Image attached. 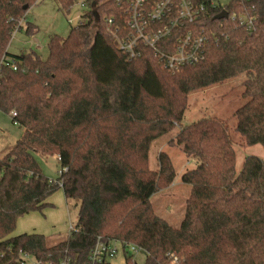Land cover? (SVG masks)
<instances>
[{"label": "trees", "instance_id": "obj_1", "mask_svg": "<svg viewBox=\"0 0 264 264\" xmlns=\"http://www.w3.org/2000/svg\"><path fill=\"white\" fill-rule=\"evenodd\" d=\"M56 1L69 11L77 0ZM34 3L0 0V110L25 128L0 157V264H20L21 250L40 264L66 256L85 264L99 238L142 247V264H170L172 256L181 264H264V157L248 156L237 172L225 122L181 124L191 92L245 74L248 100L235 112V130L247 145L264 146V0H229L222 19L212 10L202 24L218 37L203 59L178 72L150 48L130 58L117 46L106 22L125 24L115 0H86L79 24L50 38L46 58L12 54V36ZM239 13L255 16L253 30L232 19ZM36 29L27 23L28 34ZM177 126L170 143L197 164L182 175L191 192L176 227L151 201L174 181V164L161 150L153 169L149 152ZM37 154L56 155L62 173L46 176ZM59 189L79 208L68 235L55 244L42 233L13 235L19 218L53 207L49 198ZM123 264L139 263L126 256Z\"/></svg>", "mask_w": 264, "mask_h": 264}, {"label": "rangeland", "instance_id": "obj_2", "mask_svg": "<svg viewBox=\"0 0 264 264\" xmlns=\"http://www.w3.org/2000/svg\"><path fill=\"white\" fill-rule=\"evenodd\" d=\"M35 3L26 12L25 18L20 21L21 28H17L9 43L8 51L12 54L22 52H35L43 58L48 56V43L50 38L57 34L67 36L71 28L77 26L82 19V14L87 7L75 3L69 11L62 9L56 0H34ZM80 1V0H78ZM36 26L33 35L27 33V23ZM246 75L242 74L223 83L215 84L208 88L196 90L189 94L188 108L185 112L182 125L190 124L203 117L217 118L225 122L229 127V134L236 150V170L242 169L245 159L250 155L264 157L262 144L247 145L244 138L235 130L236 110L244 105L248 98L244 97L243 81ZM180 126H177L162 137L156 139L150 148V167H158V154L166 151L176 170V176L172 184L160 189L151 197L152 204L158 215L163 217L173 226H179L184 218L186 201L191 192V185L182 179L187 169L196 166L194 158L186 156L182 147L170 143L174 140ZM24 127L12 119L11 115L0 110V157L5 155L21 137ZM37 159L42 172L51 179L59 176L61 169L56 155L44 156L37 154ZM53 207L46 208L43 212H34L33 215H25L20 220L13 235L20 232L32 231L34 227H47L52 229L54 225L58 230L56 236H50V244L63 240L70 231V223L73 225L78 219V206L75 200H66L62 189L56 191L49 199ZM41 224L43 226H41ZM147 256L145 250H139L134 254L137 263L142 264ZM112 262L123 264L125 257L119 254Z\"/></svg>", "mask_w": 264, "mask_h": 264}, {"label": "built area", "instance_id": "obj_3", "mask_svg": "<svg viewBox=\"0 0 264 264\" xmlns=\"http://www.w3.org/2000/svg\"><path fill=\"white\" fill-rule=\"evenodd\" d=\"M115 1L125 12V24L116 25L114 18H108L106 22L117 46L130 58L139 57L144 47L150 48L168 70L178 72L184 66L203 59L207 42L211 37L217 38L218 35L215 31H210L208 25L202 23L212 10H219L216 15L226 10L225 5L229 0ZM75 3L87 6L86 0H77ZM232 19L247 30L255 28V16L251 14L239 13L233 15ZM61 173L62 169L59 171V174ZM69 227L70 230L74 228L72 223ZM139 250L144 249L114 238L109 240L99 238L89 251L85 264H102L112 261L119 254L125 258L130 256L137 262L134 254ZM19 256L20 264H40V261L29 252L21 250ZM181 262L178 256L171 257L170 264ZM60 264L74 262L71 256H66Z\"/></svg>", "mask_w": 264, "mask_h": 264}, {"label": "crops", "instance_id": "obj_4", "mask_svg": "<svg viewBox=\"0 0 264 264\" xmlns=\"http://www.w3.org/2000/svg\"><path fill=\"white\" fill-rule=\"evenodd\" d=\"M49 199H50V198H49ZM29 214H30V215H33V214H35V213L32 212V213H29ZM27 215H28V214H27ZM22 219H23V217L19 218L18 223H19L20 220H22ZM18 223H17V225H18ZM41 226H43V225L41 224ZM16 227H17V226H16ZM34 232H36V233H42V234L48 236V238H49L50 236H56V235L58 234V230H57V228H56V225H54L52 229H51V228L48 229L47 227L39 228V227L37 226V227H34L32 231H28V232H25V233H34ZM21 233H23V232H20V233H18V234H21ZM16 235H17V234H16ZM67 235H68V233H67ZM67 235H66V236H67Z\"/></svg>", "mask_w": 264, "mask_h": 264}, {"label": "water", "instance_id": "obj_5", "mask_svg": "<svg viewBox=\"0 0 264 264\" xmlns=\"http://www.w3.org/2000/svg\"><path fill=\"white\" fill-rule=\"evenodd\" d=\"M24 8L27 9L28 8V5H25ZM226 17H228L227 10H223V11H221L219 14H217L215 16L216 19H222V18H226Z\"/></svg>", "mask_w": 264, "mask_h": 264}]
</instances>
